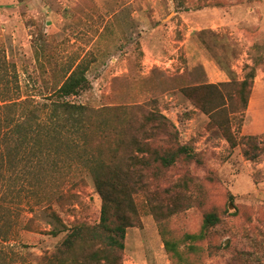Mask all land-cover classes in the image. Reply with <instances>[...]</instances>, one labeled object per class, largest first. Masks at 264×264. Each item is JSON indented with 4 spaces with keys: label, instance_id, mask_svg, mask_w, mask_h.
<instances>
[{
    "label": "rangeland",
    "instance_id": "1",
    "mask_svg": "<svg viewBox=\"0 0 264 264\" xmlns=\"http://www.w3.org/2000/svg\"><path fill=\"white\" fill-rule=\"evenodd\" d=\"M82 60L92 87L72 101L159 112L194 157L178 160L157 187L136 197L142 225L127 230L123 264H173L151 210L158 198L168 200L167 189L180 197L170 221L178 238L197 232L205 212L222 213L223 223L200 242L203 250L190 255L193 264L233 262L251 232L264 243V98L253 87L245 115L231 117L232 147L182 92L222 83L226 70L237 79L254 74V85L264 86V0H0V104L6 97L44 103ZM246 135L262 137L256 158L244 156ZM66 165L42 175L44 189L33 175L17 182L16 202L0 192V210L12 208L39 228L14 227L7 264H36L66 236L42 232L61 227L38 205L45 188L66 190L53 204L66 225L100 221L102 199L90 173L78 161Z\"/></svg>",
    "mask_w": 264,
    "mask_h": 264
},
{
    "label": "trees",
    "instance_id": "2",
    "mask_svg": "<svg viewBox=\"0 0 264 264\" xmlns=\"http://www.w3.org/2000/svg\"><path fill=\"white\" fill-rule=\"evenodd\" d=\"M89 66L84 60L71 65L65 80L44 97V103L6 97L0 104V192L5 189V196L16 202L17 182L30 175L41 180L45 173H59L75 160L90 173L102 199L97 224L66 225L53 208L55 202L61 204L66 199V190L57 186L48 192L45 188L37 204L44 206L51 222L61 227L42 232L52 236L64 232L66 236L53 251L39 255L36 264H123L127 230L142 225L136 197L148 194L152 183L157 187L178 160L194 158L189 148L178 141L169 119L159 112H142L141 105L94 108L72 101L71 97L80 96L92 87L87 75ZM3 67L0 63L1 70ZM226 72L230 81L185 87L182 92L209 116L210 125L236 147L238 140L231 117L245 115L255 75L247 74L238 80L233 71ZM261 138L243 137L245 157H258ZM38 183L40 188L45 184L42 180ZM167 191L168 200L158 198L156 204H151V210L173 264H193L190 255L203 250L200 242L206 241L211 231L223 223L222 213L218 209L205 212L197 232L178 238L170 221L180 211V197L174 195V189ZM3 202L4 199L0 200V208ZM12 210H0V264H7L5 246L16 225L39 230L33 218L25 219ZM244 246L229 264H264V243L252 232Z\"/></svg>",
    "mask_w": 264,
    "mask_h": 264
},
{
    "label": "crops",
    "instance_id": "3",
    "mask_svg": "<svg viewBox=\"0 0 264 264\" xmlns=\"http://www.w3.org/2000/svg\"><path fill=\"white\" fill-rule=\"evenodd\" d=\"M226 72H224V74H225ZM227 76L229 77V79L228 80H225V81H221V82H226V81H230V79H231V76H229V74H227ZM245 77H243L242 79H238V80H243ZM264 86H262L261 84L259 85V86H257V83L254 85V91H255V88L257 89L258 88V90L260 91V101L264 98V91H262ZM261 88V89H260ZM262 93V94H261ZM251 100H250V103H249V106L251 105ZM259 105H260V103H259ZM259 105H258V107H259ZM248 109H249V107H248Z\"/></svg>",
    "mask_w": 264,
    "mask_h": 264
}]
</instances>
